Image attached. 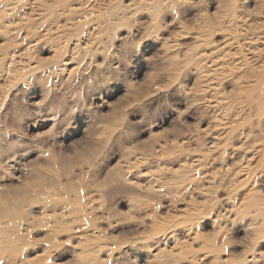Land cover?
Instances as JSON below:
<instances>
[{
  "label": "rangeland",
  "instance_id": "374dc122",
  "mask_svg": "<svg viewBox=\"0 0 264 264\" xmlns=\"http://www.w3.org/2000/svg\"><path fill=\"white\" fill-rule=\"evenodd\" d=\"M259 104L264 0H0V264H264Z\"/></svg>",
  "mask_w": 264,
  "mask_h": 264
},
{
  "label": "bare ground",
  "instance_id": "6f19581e",
  "mask_svg": "<svg viewBox=\"0 0 264 264\" xmlns=\"http://www.w3.org/2000/svg\"><path fill=\"white\" fill-rule=\"evenodd\" d=\"M57 1H61V0H54V2H57ZM75 1V0H74ZM77 1V0H76ZM76 5V4H74ZM152 7H157L156 5H151ZM77 7V6H76ZM227 7L228 9L231 11L233 10L232 12H235V8H234V5L232 3H229L227 4ZM71 11H75V12H78V9L75 8V7H72L71 8ZM41 17H43V12L40 14ZM39 16V18H40ZM236 16V15H235ZM235 22V21H234ZM236 23V22H235ZM202 37L204 39H200L203 43H207L205 41V38L207 37V35H202ZM225 46H229L228 44H226ZM89 46H86V50L88 49ZM225 50H227L226 48H224V51H221L220 55H223V53L225 52ZM193 58V56H192ZM195 62H194V71L197 75H200L202 74L203 72L207 71H212L215 75H220L221 73L225 74L227 72L226 70V67L224 66L225 64H227V62H221L220 64V61L219 59L216 60V58L213 56V59H211L209 62H211V64L209 66H207L209 63H205V59L204 58H201V57H198V58H194ZM245 60V59H244ZM230 63V62H229ZM232 65L234 66H238V67H243V63H240L239 62H232L231 63ZM219 83H218V87H215V89H219ZM216 89V90H217ZM243 91H246L247 88H242ZM221 99L216 101V105H220L221 104ZM251 113H255V114H261L263 111H264V107H263V104H259L258 106H256L255 108H251ZM231 132V128L230 130L227 132V134ZM224 133V132H223ZM222 133H219L218 135H221ZM222 137H216V141H219L221 140ZM257 148L259 149L260 148V145L258 144L257 145ZM256 155L254 153H247V158H249V160L246 162V165L244 167H242L240 170H249L250 173H254V167L252 165V159L255 157ZM124 173H120L118 174L117 178L119 180H123L124 178ZM244 184V182H240V184L237 186H233V190H237V188H240L242 185ZM264 203H262L261 199H260V196H257L256 194H253V196H251L250 198V201L247 203V202H240L237 203L235 200L233 201V209L236 213V210H252L254 209L255 211V215H254V221H257L259 223V226L256 227V226H253L252 228H250V232L251 234L253 235H257L259 234V232L263 231L264 230ZM11 217L10 216V213H6V214H0V220L2 221L3 218H9ZM256 223V222H255ZM1 231H3V229H0ZM216 238H208L207 239V242L209 245H214L216 244Z\"/></svg>",
  "mask_w": 264,
  "mask_h": 264
}]
</instances>
